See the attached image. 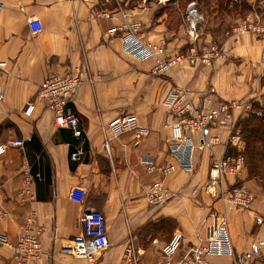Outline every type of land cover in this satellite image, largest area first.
Listing matches in <instances>:
<instances>
[{
  "label": "crops",
  "instance_id": "0c3cea01",
  "mask_svg": "<svg viewBox=\"0 0 264 264\" xmlns=\"http://www.w3.org/2000/svg\"><path fill=\"white\" fill-rule=\"evenodd\" d=\"M246 1L247 17L264 27V0ZM0 3V142L23 140L21 147H11L0 156V194L7 213L0 216V233L14 244L26 212L34 209L43 255L31 264H160L163 245L173 233L181 232L184 240L175 257L178 261L196 236L205 233L221 215L228 220L237 253L264 239V189L257 179L244 170L237 180L228 174L221 188L209 185L212 157L243 152L244 140L236 124L253 103H264V30L235 33L225 29L223 35L216 36L214 28H208L202 37L205 42H217L220 57L210 64L184 59L172 70L158 74L152 60L139 61L123 51L119 29L125 21L139 22L143 38L163 40L168 54L188 49L184 24L171 29L168 13L157 9L156 1ZM29 17L40 20L41 31L30 30ZM75 67L82 69V84L66 110L76 116L80 136L70 128L57 127L51 109L35 100L37 86L48 76ZM179 85L190 90L197 104L206 93L238 103L231 125L241 139H232L231 127L223 124L211 130L221 135L212 148L199 146V135L192 134L197 144L192 171L177 168L164 176L157 171L148 173L142 157H152L158 165L176 163L169 151L170 109L165 97ZM28 101H35V107L25 115L23 108ZM246 103L248 109L243 108ZM131 112L145 132L140 137L133 131L111 137L108 122ZM33 134L36 137L32 139ZM105 138H110L108 151ZM78 149L83 154L73 159L71 154ZM27 176L32 179L34 198L22 201L17 193ZM159 176L171 197L151 202L146 191ZM75 185L88 190L83 204L69 197ZM235 185L253 194L249 207L236 210L229 201ZM91 209L105 214L110 243L94 262L61 249L63 243L81 233L80 218ZM207 258L214 264L232 261L229 256ZM0 264H14L8 246H0Z\"/></svg>",
  "mask_w": 264,
  "mask_h": 264
},
{
  "label": "built area",
  "instance_id": "2783aa9c",
  "mask_svg": "<svg viewBox=\"0 0 264 264\" xmlns=\"http://www.w3.org/2000/svg\"><path fill=\"white\" fill-rule=\"evenodd\" d=\"M119 2V0H116ZM163 1V0H159ZM168 1V0H166ZM3 8L0 3V12ZM127 17V13L122 11ZM202 14L194 1L188 3L185 26L190 40L188 55L168 54L166 43L161 40L151 42L145 40L140 33V23L125 21L119 29L122 31L123 51L139 61L152 60L155 73H165L172 70L178 63L187 59L192 64H210L221 56L222 50L216 43H211L204 51L196 50L198 42L200 22ZM28 26L33 33L41 31L42 25L38 18L29 17ZM263 26H259L244 19L238 27L234 28L235 33L246 31L262 32ZM199 48V46H198ZM82 69L75 67L63 74H51L37 86L35 100L45 103L53 113V122L57 127L70 128L76 136L82 134L74 114L66 110V105L73 100L79 87L82 84ZM169 105L170 117L167 125L170 129L169 151L176 163L158 165L152 157H142L148 173L159 172L168 175L177 168L192 171L194 169V153L197 148L192 134L199 135V146L212 148L220 141L221 135L212 134L211 130L220 124L231 127V138L241 139L240 133L232 127L233 108L239 106L233 101L215 99L212 93H206L200 103H195L191 97L190 90L185 85L174 86L165 97ZM35 107V101H28L23 114L30 115ZM248 109L249 105H243ZM107 130L111 137H117L125 131H133L136 137H140L145 131L137 124L135 113H125L112 118L107 124ZM110 138H105L104 146L109 150ZM22 139H7L0 142V156L11 147H21ZM83 154L78 149L71 154L73 159H78ZM245 170V158L242 152L226 154L221 157L213 156L209 168V185L222 187L228 174L233 175L236 180L240 179ZM32 179L27 176L19 189L17 196L22 201L32 200L34 194L31 191ZM88 190L82 185H75L69 191L70 199L83 204L87 198ZM147 198L151 202L165 201L171 197V193L164 186L163 180L155 179L147 188ZM239 210L247 208L254 196L242 185H235L231 195L228 197ZM3 197L0 194V216L7 215L2 206ZM81 220V233L73 236L62 244V251L73 257H82L89 262H94L97 256L105 251L110 243L107 234V222L105 214L98 209H91L83 213ZM184 237L181 232H175L170 240L161 249L160 264H214L208 260V256H229L230 264H264V239L253 241L244 252L237 253L231 241L228 220L225 215L215 217L212 223L207 226L206 232L196 236L195 242L185 251L178 261L175 257L182 247ZM0 246H8L12 250L14 264H31L39 260L43 255L40 240V228L37 225V216L34 209H29L23 220L22 227L14 244L7 241L4 234L0 233Z\"/></svg>",
  "mask_w": 264,
  "mask_h": 264
},
{
  "label": "rangeland",
  "instance_id": "374dc122",
  "mask_svg": "<svg viewBox=\"0 0 264 264\" xmlns=\"http://www.w3.org/2000/svg\"><path fill=\"white\" fill-rule=\"evenodd\" d=\"M153 1H156L158 7L157 9H159L160 11L164 10L166 13H168V22L171 29L177 28L181 23L184 24V28L186 29L184 22L186 19L188 3L190 1L195 2V5L198 7L199 11L202 14L198 42L196 43L197 45L196 50L199 52H202V50L204 51L212 43V41L205 42L202 37L204 36L205 32L208 31V28H214L213 30L214 34L216 36H221L224 34L225 29H229V30L231 29L233 31L234 28L238 27L244 19L248 18L247 12L244 11L247 10L249 6L246 0H223V3L221 4H220L221 0H168V1L153 0ZM254 6L256 5L254 4ZM254 8L255 7H252L251 9ZM186 36H188L187 29H186ZM213 42L215 43V41ZM189 46L191 45L188 44V48ZM176 54L186 56L188 55V49H186L184 52H177ZM213 97L215 98L214 95ZM262 124H264V122ZM244 146H245V140H244ZM248 167H249V162L246 153L245 170L247 173H248Z\"/></svg>",
  "mask_w": 264,
  "mask_h": 264
},
{
  "label": "trees",
  "instance_id": "16d2710c",
  "mask_svg": "<svg viewBox=\"0 0 264 264\" xmlns=\"http://www.w3.org/2000/svg\"><path fill=\"white\" fill-rule=\"evenodd\" d=\"M223 3L221 0L220 4ZM264 103H253L236 126L245 140L244 158L248 156V176L257 179L264 189ZM36 134L32 135V139Z\"/></svg>",
  "mask_w": 264,
  "mask_h": 264
}]
</instances>
